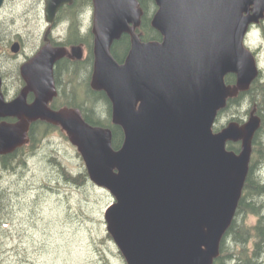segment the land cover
<instances>
[{
    "label": "water",
    "instance_id": "water-1",
    "mask_svg": "<svg viewBox=\"0 0 264 264\" xmlns=\"http://www.w3.org/2000/svg\"><path fill=\"white\" fill-rule=\"evenodd\" d=\"M70 2L46 0L47 15ZM92 4L90 86L109 100L112 123L124 134L121 147L114 150L111 130L89 125L78 109H48L52 70L65 53L43 49L21 69L35 102L5 105L0 98V117L22 116L15 125L0 123V155L25 143V118L58 125L89 181L113 197L104 222L126 264H213L242 195L260 121L251 114L241 126L213 127L227 99L258 76L244 40L264 19V0H155L151 26L162 39L148 42L135 32L137 0ZM123 34L131 46L118 63L110 50ZM228 75L235 87L225 83ZM238 142L237 153L226 149Z\"/></svg>",
    "mask_w": 264,
    "mask_h": 264
},
{
    "label": "rangeland",
    "instance_id": "rangeland-1",
    "mask_svg": "<svg viewBox=\"0 0 264 264\" xmlns=\"http://www.w3.org/2000/svg\"><path fill=\"white\" fill-rule=\"evenodd\" d=\"M15 1L10 0L5 10L7 23L14 15L9 9ZM29 2L17 0L14 7L22 16H27L23 7ZM90 15L91 9L83 15L85 27L90 25ZM259 43L260 35L254 34L245 46ZM261 54L260 69L264 75V44ZM75 85L79 88L78 83ZM82 88L77 92L81 93ZM248 109L242 107L241 113ZM238 116L235 109L226 110L215 124L224 127ZM37 148L36 155L27 159L26 169L15 174L0 168V195L4 196L6 205L0 211L4 214L0 228V264H126L104 222V212L114 202L113 197L91 182L81 188L68 184L53 168L55 157L73 174L85 169L65 133L60 129L48 132L40 138ZM259 175L264 180V163ZM245 220L253 224L256 218L248 216Z\"/></svg>",
    "mask_w": 264,
    "mask_h": 264
},
{
    "label": "flooded vegetation",
    "instance_id": "flooded-vegetation-1",
    "mask_svg": "<svg viewBox=\"0 0 264 264\" xmlns=\"http://www.w3.org/2000/svg\"><path fill=\"white\" fill-rule=\"evenodd\" d=\"M9 1L10 0H3L0 6V98L2 103L10 105L19 98H22L20 103L22 106H31L35 102L36 92L30 89L21 69L23 66L32 62L43 49L47 51H50V49H61L65 53L62 58L55 62L52 70L55 95L47 104L49 110L59 111L63 108H69L66 105V98L69 96L70 91L82 88L87 78L89 89L94 91L90 86L94 62L92 0H71L70 3L60 5L51 16L47 15L46 12V0H29V4L23 7L24 14H28L27 16H22V14L16 10V7H14L17 4L16 0L15 3L11 2L13 5L11 4L12 7L9 10L14 15L11 17L9 16L10 20L9 23H7L4 14ZM89 9L92 11V15H90V25L85 27L82 19L86 10ZM17 21H21L22 24L16 23ZM254 34L260 35L261 43L257 46L247 44L245 48L254 56L259 70L257 78L251 85L255 82V89L261 90L264 87V75L263 71L260 69L262 64L261 51L262 45L264 44V19L261 20L259 24L249 28L244 45L245 42L248 41V38ZM88 47L91 48L89 51ZM77 49L79 51H77ZM78 54L79 57H77ZM64 61L72 64L76 62L88 63L86 77L76 80V82L70 86L69 79L65 74V68L60 64ZM1 65L9 66L2 67ZM77 83L79 88L75 85ZM229 85L235 87L236 77L234 75ZM250 87L247 91L238 92L235 97L230 98L236 99L242 95L239 100L233 102L227 110H236L239 116L233 117L231 120L235 121L231 122H236L240 126L249 120L251 114L258 117L260 125L253 139L261 140V138L264 137V106L252 103V101H257L258 97H256V99L249 97L247 93L250 91ZM80 90L82 93V89ZM244 106L249 107V109L242 114L241 109ZM21 120L22 116L19 115L0 117V123L8 125H15L21 122ZM25 122L28 126L27 140L25 143L15 148L12 152L0 155V168L3 171H11L16 174L19 170H23V168L26 169L27 159L30 156L36 155L38 150V131L41 125L46 124L52 127H58V125H53L43 120L32 121L25 118ZM238 144H240V142H238Z\"/></svg>",
    "mask_w": 264,
    "mask_h": 264
},
{
    "label": "trees",
    "instance_id": "trees-1",
    "mask_svg": "<svg viewBox=\"0 0 264 264\" xmlns=\"http://www.w3.org/2000/svg\"><path fill=\"white\" fill-rule=\"evenodd\" d=\"M142 10V18L140 27L137 29L142 42L161 41V35L152 28L151 19L156 11L155 0H137ZM130 37L126 34L122 35L119 40L115 41L111 46V54L118 63H122L130 50ZM88 51L91 49L88 47ZM90 53V52H89ZM91 54V53H90ZM62 67L65 68L66 77L69 79L70 86L78 79H82L86 75L88 66L86 63H69L61 62ZM233 75L225 77V83L229 85ZM83 94L78 93L77 89L71 90L69 96L66 98L67 107L79 109L84 117L85 122L89 125L109 128L112 133V148L118 150L124 139V134L119 126L111 122V105L105 93L99 91L95 92L89 89L88 78L83 83ZM255 82L251 85L248 95L254 104H261L264 106V87L261 90L255 89ZM242 96V95H240ZM239 96V98H240ZM229 99L226 101V106L218 113V117L229 109L233 102L239 100ZM261 106V107H262ZM106 113V116L102 117ZM216 119V121H217ZM235 121V120H231ZM216 123V122H215ZM222 127H213V132H218ZM58 127L43 124L38 131V140L48 132ZM66 135V134H65ZM67 136V135H66ZM262 141V142H261ZM240 144L227 143L226 149L237 153ZM53 168L56 170L61 179L79 188L90 183L86 170L80 171L78 174H73L67 170L60 162L53 158ZM264 163V137L253 139L252 153L249 164L248 174L243 187L242 195L238 203V207L233 218V221L226 231L221 244L220 255L213 264H264V180L259 175L261 165ZM4 196L0 195V211L6 205L3 203ZM2 212V211H1ZM0 212V228L1 223L4 222V214ZM252 216L256 218L253 224H248L246 218ZM107 239L110 237L107 235Z\"/></svg>",
    "mask_w": 264,
    "mask_h": 264
}]
</instances>
